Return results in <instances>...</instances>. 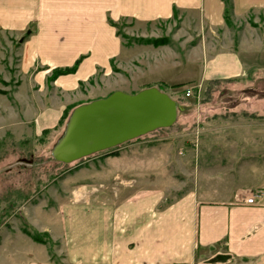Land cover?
Segmentation results:
<instances>
[{
    "label": "crops",
    "instance_id": "crops-1",
    "mask_svg": "<svg viewBox=\"0 0 264 264\" xmlns=\"http://www.w3.org/2000/svg\"><path fill=\"white\" fill-rule=\"evenodd\" d=\"M175 10L220 27L228 12L235 18L264 12V0H0V44L3 32L21 40L14 86L11 74L0 69V110L10 109L17 118L13 129L29 126L31 134L41 135L70 104L143 89L148 81L138 84L136 68L146 59L138 55L151 48L126 45L115 25L152 24ZM238 50L206 58L196 80H229L264 68V51ZM79 58L75 72L50 79L54 69ZM113 75L115 83L108 81ZM209 118L199 116L196 123ZM225 121L243 132L229 133L224 147L211 153L234 159L211 169L222 176L210 183L200 184L198 169L196 184L169 203L165 190L151 188L117 201L59 200L50 217H32L28 209L23 216L30 228L59 244L54 251L64 264H264V203H244L250 192L264 189V121L212 117L210 123ZM20 233L24 238L5 251V264H58L45 244Z\"/></svg>",
    "mask_w": 264,
    "mask_h": 264
},
{
    "label": "rangeland",
    "instance_id": "rangeland-1",
    "mask_svg": "<svg viewBox=\"0 0 264 264\" xmlns=\"http://www.w3.org/2000/svg\"><path fill=\"white\" fill-rule=\"evenodd\" d=\"M115 28L126 45L135 43L151 48L138 55L146 59L136 68L141 79L138 84L148 81L140 88L162 82L152 81L156 78L163 79L170 86L169 93L185 110H178V119L172 127L153 130L84 159L59 163L50 151L62 135L70 114L62 125L47 129L46 134L33 135L29 126L13 129L11 124L17 118L9 115L10 109L6 112L1 109L0 264H5L3 258L9 255L5 251L11 244L24 238L20 233L24 229L37 232L42 241L29 236V242L45 244L52 259L64 264L54 251L59 244L52 242L47 233L30 228L23 216L26 211L42 219L57 212L59 200L117 201L151 188L165 190V200L169 203L196 184L198 169L200 184L206 180L210 183L212 178L222 176L211 169L221 164L227 166L234 159L213 156L211 152L225 145L232 135L229 133H242L243 126H227L226 121L224 125L214 126L210 123L212 117L235 118L237 123L264 121V68L249 70L246 75L229 81L204 82L195 77L203 61L218 52L240 49L242 55L243 49L253 54L264 51L263 11L250 10L239 18L228 12L222 26L211 27L195 13L175 10L168 20L152 24L123 20ZM135 38L167 41L153 45L138 43ZM20 44L21 40L7 33L1 35L0 69L2 75L11 74L10 87L15 84ZM114 76L108 81L115 83ZM181 82L184 85L171 86ZM187 90L191 92L189 95ZM199 116L211 118L197 124ZM238 125L241 131H236ZM113 151L117 155H112ZM235 159L236 164L242 165V158Z\"/></svg>",
    "mask_w": 264,
    "mask_h": 264
},
{
    "label": "water",
    "instance_id": "water-1",
    "mask_svg": "<svg viewBox=\"0 0 264 264\" xmlns=\"http://www.w3.org/2000/svg\"><path fill=\"white\" fill-rule=\"evenodd\" d=\"M180 106L156 87L135 93L114 91L74 107L51 157L70 163L120 145L153 130L171 126Z\"/></svg>",
    "mask_w": 264,
    "mask_h": 264
},
{
    "label": "trees",
    "instance_id": "trees-1",
    "mask_svg": "<svg viewBox=\"0 0 264 264\" xmlns=\"http://www.w3.org/2000/svg\"><path fill=\"white\" fill-rule=\"evenodd\" d=\"M135 41L138 42V43H152L153 45H159V44L165 43L167 40L165 38L163 40H161V39H151V38H135ZM81 59L82 58H79L78 60H76L75 63L72 66H70V67L56 68V69H54L52 71V74L50 75V79H53V78H55L58 75L68 74V73L75 72V70L77 69V66H78L79 62L81 61ZM229 80H236V79L234 78V79H229ZM229 80H227V81H229ZM182 85H184V83L173 84L171 86L178 87V86H182ZM147 87H152V86H148L147 85L145 88H147ZM153 87H156L160 91L167 93L171 98H173L175 100L174 96L171 95L169 93V91L167 90L168 87H170V86L168 84H166L165 82H158V84L157 85H153ZM1 92H3V91H1ZM74 107H75V105H70V106H68V107H66L64 109V111L62 113V116H61V118L58 121L59 123L57 124V126H59L60 123H61V125L63 124L64 120L67 119L68 115L71 113V111H72V109ZM253 115H255V114H253ZM177 119H176V121H177ZM176 121L171 126H169V127H172L176 123ZM165 128H167V127H165ZM43 132H44V134H46L48 131L47 130H44ZM128 141H126V142H124V143H122L120 145H123V144L127 143ZM111 153H112V155H117V152L116 151H113ZM84 158H86V157H83L81 159H84ZM59 163H62V162H59ZM24 232L27 235L31 236L34 241L42 242L41 239L38 237L37 232L30 231L28 229H24Z\"/></svg>",
    "mask_w": 264,
    "mask_h": 264
},
{
    "label": "built area",
    "instance_id": "built-area-1",
    "mask_svg": "<svg viewBox=\"0 0 264 264\" xmlns=\"http://www.w3.org/2000/svg\"><path fill=\"white\" fill-rule=\"evenodd\" d=\"M191 92L187 90L186 95H189ZM264 200V189L254 190L249 193L246 198H244V203L251 204V205H260Z\"/></svg>",
    "mask_w": 264,
    "mask_h": 264
}]
</instances>
